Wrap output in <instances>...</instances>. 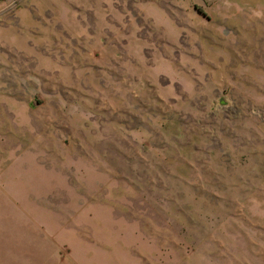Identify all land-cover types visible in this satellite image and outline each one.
<instances>
[{
	"label": "rangeland",
	"instance_id": "rangeland-1",
	"mask_svg": "<svg viewBox=\"0 0 264 264\" xmlns=\"http://www.w3.org/2000/svg\"><path fill=\"white\" fill-rule=\"evenodd\" d=\"M26 1L0 0V186L64 263L264 264V0Z\"/></svg>",
	"mask_w": 264,
	"mask_h": 264
},
{
	"label": "crops",
	"instance_id": "crops-1",
	"mask_svg": "<svg viewBox=\"0 0 264 264\" xmlns=\"http://www.w3.org/2000/svg\"><path fill=\"white\" fill-rule=\"evenodd\" d=\"M40 1L51 3L53 0ZM203 1L206 3L213 0ZM75 10V19L84 21L82 11L77 8ZM51 12L52 6L42 3H25L15 10L16 15L31 14L36 18L37 14L38 19L53 20ZM86 33L88 32H83ZM10 196L13 198V193L2 190L0 186V264H65L60 254V241L48 233L45 225L40 223V218L21 212V208L16 207L13 199L10 200Z\"/></svg>",
	"mask_w": 264,
	"mask_h": 264
}]
</instances>
